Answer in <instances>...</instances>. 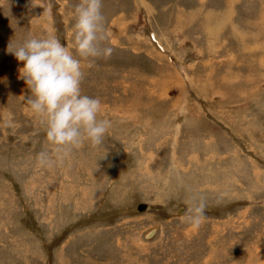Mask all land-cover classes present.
I'll return each mask as SVG.
<instances>
[{"label": "rangeland", "instance_id": "1", "mask_svg": "<svg viewBox=\"0 0 264 264\" xmlns=\"http://www.w3.org/2000/svg\"><path fill=\"white\" fill-rule=\"evenodd\" d=\"M79 2L0 0V264H264V0H103L113 52L82 61L81 89L111 128L42 167L9 51L56 37L76 55Z\"/></svg>", "mask_w": 264, "mask_h": 264}, {"label": "clouds", "instance_id": "2", "mask_svg": "<svg viewBox=\"0 0 264 264\" xmlns=\"http://www.w3.org/2000/svg\"><path fill=\"white\" fill-rule=\"evenodd\" d=\"M102 7L103 0H80L75 6L76 55L56 37L29 38L9 51L23 64L21 76L31 92L27 103L44 124L46 139L52 145L51 151L37 155L42 167L62 163L85 142L93 147L103 145L111 128L109 120L98 119L101 101L82 94L81 89L82 61L91 67L96 59H108L113 52L103 46L108 35ZM206 208L204 198L190 199L185 214L192 229L202 226Z\"/></svg>", "mask_w": 264, "mask_h": 264}, {"label": "bare ground", "instance_id": "3", "mask_svg": "<svg viewBox=\"0 0 264 264\" xmlns=\"http://www.w3.org/2000/svg\"><path fill=\"white\" fill-rule=\"evenodd\" d=\"M212 15V14H211ZM215 17H217V14H215ZM218 20H217V18H215L214 19V22H217ZM220 21V20H219ZM219 24V23H218ZM213 26V25H212ZM210 28V29H209ZM207 27V26H205L203 29H202V33H204L206 36L209 34V35H211L212 36V34H213V32H214V30L216 29V30H218V26H215V27ZM213 39H215V38H213ZM153 235V233L151 232L149 235H148V237L149 236H152Z\"/></svg>", "mask_w": 264, "mask_h": 264}, {"label": "water", "instance_id": "4", "mask_svg": "<svg viewBox=\"0 0 264 264\" xmlns=\"http://www.w3.org/2000/svg\"><path fill=\"white\" fill-rule=\"evenodd\" d=\"M136 209L138 211H143V209H145V207L143 205H141V206H137Z\"/></svg>", "mask_w": 264, "mask_h": 264}, {"label": "crops", "instance_id": "5", "mask_svg": "<svg viewBox=\"0 0 264 264\" xmlns=\"http://www.w3.org/2000/svg\"><path fill=\"white\" fill-rule=\"evenodd\" d=\"M205 17H206V15H205Z\"/></svg>", "mask_w": 264, "mask_h": 264}]
</instances>
